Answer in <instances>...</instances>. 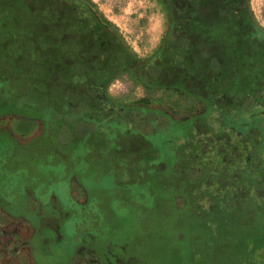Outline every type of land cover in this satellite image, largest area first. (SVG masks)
Here are the masks:
<instances>
[{
	"label": "rangeland",
	"instance_id": "1",
	"mask_svg": "<svg viewBox=\"0 0 264 264\" xmlns=\"http://www.w3.org/2000/svg\"><path fill=\"white\" fill-rule=\"evenodd\" d=\"M92 1L97 5L98 10L116 25L129 45L142 58L152 57L172 29L168 12L164 11L156 1ZM184 1L178 0L180 4ZM10 5H13V1L0 0V17L3 21L0 28L4 27L3 32H7L9 36L4 38L0 34V74H6L11 79L9 91L14 97L21 98L23 94L21 89H23L24 96L28 98L22 105L28 107L29 114L26 112L25 122L18 125L19 137L35 135L37 139L42 138L46 142V148L42 144L37 146L38 143H35V148L29 150L31 152L25 148L20 153H13V147L16 146L13 135H8L6 130L0 129V156L3 163L0 168L9 164L12 169L4 170L6 177H0L1 187L6 195H9L14 188H17V191L20 188L21 191L19 202L12 201L10 204L13 208L12 216L4 210H9L8 206L0 205V264L24 263L21 256L17 258L12 255V249L21 245V242H27L34 232L33 227L27 225L28 222L25 221L48 219L46 215L52 219L44 222V226L51 229L46 237L45 251L42 249L44 252L42 256H46L45 264L71 263L67 259L62 262L63 258L59 252V245L66 236L72 237L73 247L79 253V255L71 253L72 260L75 259L77 264H127L130 254L136 255L137 263L142 264V255L144 257L146 249H150V245L147 247L145 242L157 240L160 235V230L154 226V216L158 213L157 217L160 216L159 220L162 223L169 222V218L165 217L166 214L162 213L167 206L161 205L164 202L168 204L171 202L173 208L177 207L175 211L178 215L180 211L187 214V223L178 240V248L181 251H178L173 264L194 263L189 257H192L189 248L192 246L193 237L202 226V218L209 216L208 226L215 231L222 226L219 221L223 217L219 213L221 206L217 203L218 213L212 206L207 207L208 201L214 199L213 189H206V199L201 203L197 202L196 205L200 204V207L195 208L187 188L190 182L198 180V176L206 177L209 170L216 172L222 166V154L220 156L217 153L214 143L227 149L231 142H235L238 130L242 129V134H245L248 129L259 125L263 126L259 134L262 139L260 138L259 141L264 142V123H259L264 122V104H255L251 100L246 104L244 99L247 95L245 96L244 92L235 87V90H225L222 86L220 88L213 86L215 82L211 80L205 84V87L208 86L204 89L207 92L204 100L205 112L201 118L200 116L197 118L198 123H173L170 107L166 106L171 99L162 92H159L158 96L166 102L163 103L165 106L161 111L145 114L143 112L140 113L141 116L139 113L134 114L128 125L105 120H89L87 114L90 108L83 106V100L79 105L69 102L73 110L60 113L47 95L42 99H29V97L33 96L32 91L39 86L41 89L54 92L52 86L55 85L52 84L56 82V76L53 74L70 75L72 64L58 63L56 58L58 55L52 46L55 34L44 24L45 16L35 15V11L28 15L19 8V5H17L18 10L16 7L13 10ZM251 7L257 20L264 27V0H251ZM175 33L179 41L185 38L191 39L193 46L196 45L195 47L198 46L204 51L205 36L188 31L184 33L180 29H176ZM222 36H217V40L215 38L214 42L210 43L213 45L211 50L215 54L222 51L224 44L232 43L230 36ZM176 39L170 42L176 43ZM218 58L221 63V57ZM2 59L5 62H2ZM229 61H232V58ZM28 62L34 64L27 67ZM4 63L5 67L2 69ZM11 64L18 66L12 67ZM17 70L21 72L20 75L15 74ZM45 72L49 74L46 77ZM233 75L235 74H229V78L231 79ZM210 77L211 72L205 73L206 80ZM61 80L64 78L61 77ZM7 84L3 78L0 79V96L7 97V92L4 91ZM85 87L86 83L74 85V89H78L77 92L85 91ZM110 91L119 97L145 96L142 88L135 87L131 80L125 79L115 81L110 86ZM200 97H203V93ZM259 97L264 102V93ZM195 98L197 97L192 95L191 101ZM175 99L176 96L172 101ZM159 101L158 99L155 103ZM65 102L67 103L68 100L65 99ZM13 111H15L14 107L0 110V117L9 116L12 127L18 123V119H10ZM0 126L4 127L2 124ZM110 128H119L121 135L111 134ZM29 143L26 142L27 145ZM204 145L209 150L211 148V151H201ZM245 145L244 147L249 149L246 152L248 159L251 150L259 147L256 142H246ZM26 151L28 152L23 153ZM28 155L34 157V159L29 158V166L36 171H31L32 168L30 169L28 164L27 166L21 164ZM59 155L62 156L60 160ZM14 156L18 163L15 164L13 159L11 164L9 158ZM139 156L141 159L139 170L133 177L126 171L129 167L127 162L134 167L139 161ZM192 156L198 160L200 169L197 172L195 170L197 166L191 162ZM105 158L109 166L106 173ZM235 165L233 164V167ZM119 169L125 171L118 172ZM11 174L18 177L22 175L23 179L20 182L12 180L10 183L7 178H10ZM182 176H186L188 181L182 183L183 188L177 190L173 187V182H178ZM204 183L203 179L199 182L205 186ZM201 191L194 190L192 196L195 197ZM10 197H6L8 201ZM219 198L222 197H216ZM105 213L110 219L105 220ZM89 217L94 218L98 228L91 226ZM18 220L19 222H16ZM3 230L5 232H2ZM14 230L20 234L21 240L10 239ZM215 234L214 236H217V231ZM231 237L233 233L225 230L218 235V238L207 239L206 248L212 250L216 247L215 243ZM256 237L257 241L263 239L262 235ZM22 248L21 253L24 251L26 259L33 264L32 250ZM140 251H143V254L140 255Z\"/></svg>",
	"mask_w": 264,
	"mask_h": 264
},
{
	"label": "flooded vegetation",
	"instance_id": "2",
	"mask_svg": "<svg viewBox=\"0 0 264 264\" xmlns=\"http://www.w3.org/2000/svg\"><path fill=\"white\" fill-rule=\"evenodd\" d=\"M11 1H13V5L10 6L13 7V10H15V7L16 10H18L17 5H19V8L27 12L28 15L35 11V15L38 14L46 17L47 21L45 20L44 24L49 26L55 34L52 46L58 55L56 57L58 63L72 64L70 75L60 73L53 74L56 76V82L52 84L55 85L52 86L54 92L48 91L45 88L41 89L38 83L39 88L36 87V89L32 91L33 96L29 97V99H42L47 95L49 100L53 101L56 107H58L60 113L73 110L70 103L79 105L83 100V106L90 108L87 114L89 120H105L128 125L134 114L161 111L165 106L163 103L166 102L162 97L158 96V93L162 92L171 99L170 101L167 100L166 106L170 107L171 115L173 116L172 119L174 118L173 123H198L199 121L197 118L199 116L201 118L205 112L204 100L207 97V92H205L204 89L208 88L207 85L205 87V84L214 80L213 82L216 84L214 83L213 86H221V78L210 77L207 80L204 78L205 62H203L204 58H202L203 50L199 49L198 46L195 47L196 45L193 46L194 43L191 39L185 38L180 41L176 39V43L168 41L165 47H160L152 57H146L144 58L145 60L141 61L142 57L137 55V52L129 45L120 31L119 34L113 32L106 24L101 22L99 17L94 16L80 7L77 0ZM41 5L42 7H40ZM2 24L3 21L0 17V25L2 26ZM3 29L5 28H0V32H2L0 34H2L4 38L9 37L7 32H3ZM177 29H180V31L184 33L187 32V28L184 26H179ZM175 30L176 29H174V32ZM120 36L125 39V42L122 41ZM180 52L186 56L183 59L184 62L178 65L173 55L179 54ZM2 62L5 61L2 59ZM31 64L34 63L28 62L26 66L28 67ZM11 66L16 67L18 65L11 64ZM4 67L5 63L2 69H4ZM20 73L21 72L18 70L15 71L16 75H20ZM47 74L48 73L45 72L44 76L46 77ZM61 77L64 78V80H61ZM1 78L8 84L4 87V91L7 92V97H3V95L0 96V110L2 108L8 109L14 107L15 111L11 112L12 116L10 118H16L18 121L26 120L27 117L24 115L26 112L28 113L29 109L22 104L25 99L28 98L24 96L23 89H21V93H23L21 94V98L14 97L9 91L11 79L6 76V74H0V79ZM124 79L131 80L135 87L142 88L145 96L141 98H130L113 95L110 91V86L115 81ZM42 80H44V78H42ZM84 83H86L85 91L77 92L78 89H74V85ZM213 86L211 85V88L214 89ZM202 93L203 97H200ZM204 93L206 94L205 96ZM261 93H264V91ZM192 95L197 97L194 101H191ZM174 96H176V99L172 101ZM65 99L68 100L67 103ZM158 99L160 101L155 103ZM252 99L254 100L252 94H249L246 99H244V102L248 104V100L253 102ZM256 101L257 104H264L261 97L258 99L256 98ZM139 116H141V114ZM5 118L6 117L1 116L0 123ZM259 123L264 122L260 121ZM262 127V125H259L250 128L245 134H242L243 130L239 128L241 133L240 130H238L235 142H231V144L227 146V149L220 144L214 143L213 145H216L215 150L217 153H219L220 156L222 154V166H220L216 172L209 170L208 176L206 177H199L197 175L198 180L196 182H190L191 184L188 186L187 191L192 198V205L195 208L200 207V204L197 206L196 203H201L205 200L206 191L208 189H213L214 199L208 201L207 207L212 206L214 211L218 213L216 205L218 204V206H221L219 213L223 218L219 223L221 222L222 225L228 224L229 226L225 229L219 226L217 230L212 233L216 235L215 232L217 231V236H214L210 233L211 229L208 226L210 217H203L201 221L202 226L199 227L196 235L193 237L192 246L189 248L192 255V257H189L192 258L194 262L191 264H207V255L210 256L208 261L211 260V264L216 263V261H223V264H251L252 261L241 262V255L237 257L232 253L234 247H236L235 245H240L242 243H245V245L248 243L246 247L248 254L253 250L256 253L260 252L263 256L262 260L264 264V142L259 141L260 138L262 139L259 135L262 131ZM110 133L119 136L121 135V130L119 128H110ZM12 135L14 143H16V146L13 147V153H20L21 150L25 148L29 151L35 148V143H38L37 146L42 144L45 147L46 142H44L42 138L37 139L35 135L28 138H22L15 134ZM105 139L108 142L110 141L106 136ZM26 142H30L29 145H27ZM246 142H256L259 147L251 150L248 154V159L246 152L249 149L244 147L246 146ZM205 146L206 145H204L205 149L203 148L201 151L210 152L211 148L209 150ZM212 147L214 148V146ZM28 151L23 153H27ZM15 156L11 159L9 158L11 164L13 163V159L15 164L18 163ZM61 157L62 156L59 155L58 159L60 160ZM105 157H107L106 153ZM29 158L34 159L33 156L28 155L25 160L20 161L21 164H25L26 166L28 164V167L31 169L32 167L29 166ZM106 160L107 158H105V173L109 167ZM140 162V156L137 165H134V167H131L130 163L127 162L129 167L126 168V171L134 177V173L139 170L138 167L140 166ZM191 162L197 166V169H195L197 172V170L200 169L197 158L192 156ZM35 164L38 163L35 162ZM233 164L236 165L233 167ZM10 166L9 164L8 166H2V168H0V173H3L5 169H11ZM31 171L36 170L32 168ZM123 171L125 170L119 169L118 172ZM182 178L185 179L181 180ZM7 179L12 183V178ZM181 179H179L178 182H173V187L177 190L183 188L182 183L188 181L186 176H182ZM202 179L205 181V186L199 184ZM1 186L2 182H0V205L4 204V206H8L10 212L4 208L2 209L12 216L11 213L13 212V208L10 204L12 201L19 202V195H21L20 188L18 191L17 188H14L11 190L12 192L10 191L9 195H6ZM194 190L202 191L193 197L192 192ZM8 196H11L9 199L10 201L6 198ZM216 197L222 198L216 199ZM215 200H217V202ZM212 203L214 204L212 205ZM163 204L167 206H165V211L162 213L163 215L166 214L165 217L169 218V222L165 221V223H162L159 220L160 216L157 217L159 215L158 213L154 216V226L156 229L160 230V235L157 240L149 241V243L145 242L147 247L150 245V249H146L147 251L144 253V257L142 255V264H173V260L178 251H181L178 248V240L180 238L179 234L185 227V223H187V214L180 211V215H178V212L175 211V209L178 208H173L171 202L170 204L164 202L161 205ZM46 217L48 219H39L40 221L27 219L25 221V223L28 222L27 225L33 227L34 232H32L27 242L24 241L20 244L22 247L32 250L34 257L33 264H45L46 261V256H42V253H44L42 249L45 251L46 237L51 232V229L48 226H44V222L52 219L48 215H46ZM106 219H110V216L105 213V220ZM89 220L93 228H98L93 217H89ZM16 222H19V220ZM181 223L183 225H181ZM204 230L206 233H204ZM225 230L226 232L233 233V237L228 238L226 241L230 242V245H227L228 247H222V241H220L217 244L215 243L216 247L214 249H207V239H211V237L218 238V235ZM2 232H5V230ZM260 235L263 236V239L262 241L256 240L258 242L257 245L251 242L254 238H257L256 236ZM11 238L17 241L22 239L16 230L11 234L10 239ZM181 238H184V236H181ZM63 240L64 241L59 245V252L61 253V258H63V261H61L65 262L67 259L68 262L70 260V264H77L75 259L72 260L73 257L71 255L72 252L74 255H79L78 251L73 247L72 237L66 236ZM168 244L170 247H168ZM21 245L12 249V255L17 258L21 256V260H24L23 264H31L28 259H26L25 252L23 251V253H21V249H23L19 247ZM223 250H227V252ZM142 252L143 251H140L139 254H143ZM140 255L138 257H140ZM135 256L130 254L128 256L129 259L127 257V264H139ZM146 258L147 260H145ZM11 264L16 263L13 262Z\"/></svg>",
	"mask_w": 264,
	"mask_h": 264
},
{
	"label": "trees",
	"instance_id": "3",
	"mask_svg": "<svg viewBox=\"0 0 264 264\" xmlns=\"http://www.w3.org/2000/svg\"><path fill=\"white\" fill-rule=\"evenodd\" d=\"M153 1H156L164 11L168 12L171 20L172 29L162 41L161 48H164L168 41L176 39L174 29L179 28V26L186 27L188 33L193 32L205 36L206 44L202 54V56H205V73L211 72V77L221 78V86L225 90H235V87L237 90L244 92L245 96L252 94L253 103H257L256 98L264 91V27L259 23L252 10L251 0H185L183 4H180L178 0ZM77 3L87 12L99 17L101 22L106 24L113 32L119 34L116 25L98 10L97 5L92 0H77ZM222 35L230 36L229 39L232 40V43L229 45L224 44L221 48L222 51L215 54L211 50L213 45L210 43L214 42L215 38L217 40V36ZM121 39L125 42L123 37ZM185 56L182 52L173 55L178 65L184 62ZM218 56L222 59L221 63ZM231 58L232 61H229ZM143 60L145 59L142 58L141 61ZM230 72L235 74L231 79L229 78ZM4 117L6 118L0 123L4 127L0 126V129L6 130L8 133H4L8 135L15 133H17L15 135H18L20 130L18 125L24 123L25 120L18 121L12 127L9 123V116L5 115ZM10 119L15 120V118ZM22 138H28V136ZM1 157L0 166L3 165ZM8 170L12 169L8 168ZM0 177H6V174L4 172L0 173ZM20 177L10 175V178L17 182L23 179L22 175ZM227 226L228 224H223L222 228L225 229ZM210 233L212 234L214 231L210 230ZM227 239L222 241V247L230 245V242H226ZM251 242L255 245L258 244L255 238ZM247 245L248 243L246 245L245 243L235 245L236 247H234L232 253L237 257L241 255V262L252 261L251 264H263L262 254L260 252L256 253L254 250L248 254L246 251ZM223 251L227 252V250ZM209 257V255L206 256L207 264H211V260L208 261ZM219 262L216 261L214 264H219ZM220 264H223V261Z\"/></svg>",
	"mask_w": 264,
	"mask_h": 264
}]
</instances>
